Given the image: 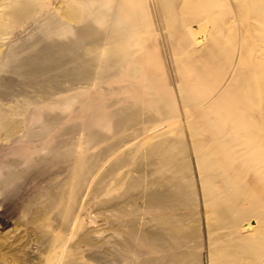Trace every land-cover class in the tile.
Instances as JSON below:
<instances>
[{
    "label": "rangeland",
    "instance_id": "1",
    "mask_svg": "<svg viewBox=\"0 0 264 264\" xmlns=\"http://www.w3.org/2000/svg\"><path fill=\"white\" fill-rule=\"evenodd\" d=\"M118 1L0 0V264H264V0Z\"/></svg>",
    "mask_w": 264,
    "mask_h": 264
},
{
    "label": "bare ground",
    "instance_id": "2",
    "mask_svg": "<svg viewBox=\"0 0 264 264\" xmlns=\"http://www.w3.org/2000/svg\"><path fill=\"white\" fill-rule=\"evenodd\" d=\"M117 2H119V1H118V0H114V2H113V6H112V9H114L113 7L117 4ZM120 2H121V1H120ZM122 2H124V1H122ZM122 2H121V3H122ZM118 4L120 5V3H118ZM126 5H127V4H126ZM127 7H129V6H127ZM116 9H117V8H116ZM114 10H115V9H114ZM116 12L118 13L119 10L116 11ZM116 12L111 13V15H109V18L111 19V18L114 17V19H115L116 17H118V16H120V15L122 16V12H123L122 10H121V13H118L117 16H116V15L114 16V14H115ZM127 13H128V12H127ZM123 14H124V13H123ZM106 15H107V14H106ZM106 15H105V16H106ZM126 15H127V14L125 13V15L123 16V18H125ZM105 16H104V17H105ZM110 16H111V17H110ZM118 18H119V17H118ZM119 19H121V17H120ZM112 20H113V19H112ZM112 20H111V21L109 20L110 22H112V24H113V22H116L115 20H113V21H112ZM109 21H108V22H109ZM118 21H119V20H118ZM106 22H107V21H106ZM106 22H105V23H106ZM103 23H104V21H103ZM105 23H104V24H105ZM117 23H118V22H117ZM126 23H127V22H126ZM104 24H103V25H104ZM107 24H108V23H107ZM114 24H115V23H114ZM119 24H120V22H119ZM121 24H122V23H121ZM121 24H120V25H121ZM105 25H106V24H105ZM105 25H104V26H105ZM110 25H111V23H110ZM120 25H118V26L120 27ZM122 25H123V24H122ZM122 25H121V26H122ZM111 26H112V25H111ZM123 26H125V22H124V25H123ZM123 26H122V27H123ZM115 27H116V25H115ZM122 27H121L120 29H122ZM126 27H127V26H126ZM81 28H82V27H81ZM89 28H90V27H89ZM101 28H102V27H101ZM106 28H107V27H105V29H106ZM116 28H118V27H116ZM127 28H128V27H127ZM78 29H79V28H78ZM108 29H109V28H108ZM125 29H126V28H125ZM79 30H80V29H79ZM79 30H78V31H79ZM114 30H115V28H114ZM111 31H113V30H111ZM88 32H89V30H88ZM109 32H110V30H109ZM113 32H114V31H113ZM113 32H112V33H113ZM124 32H125L126 34L128 33L127 30H124ZM69 33H70V32H69ZM79 33L81 34L82 31L79 32ZM87 34H88V33H87ZM105 34H106V31H105ZM107 34H108V31H107ZM107 34H106V35H107ZM109 34H110V33H109ZM123 35H124V33H123ZM80 36H81V35H80ZM114 36H117V35H114ZM124 36H125V35H124ZM74 37H75V36H74ZM109 37H110V36H109ZM109 37H108V38H109ZM125 37H127V35H126ZM88 38H89V35H88ZM88 38H87V39H88ZM123 38H124V37H123ZM75 39H77V38H75ZM66 41H67V39H66ZM84 41H85V39H84ZM87 41L89 42V40H87ZM67 42H68V41H67ZM71 42H72V41H71ZM60 43H61V42H60ZM52 50H53V49H52ZM39 51H40V53H41L43 50L40 48ZM73 56H74V55H73ZM99 57H100V56H99ZM74 58H75V57H74ZM74 58H72V59H74ZM72 59H71V60H72ZM71 60H70V61H71ZM38 61H39V60H38ZM38 61H37V62H38ZM72 61H73V60H72ZM100 61H101V60H100ZM44 62H45V68L48 69V67L50 66V65L48 66V64H49V63H52V62H51V59L48 57V55L45 56V60H44ZM39 65H40V64H39ZM80 65H81V63H80ZM45 68L42 70V72L45 71ZM93 68H94V67H93ZM52 69H53V68H52ZM80 71H81V70H80ZM37 72H41V71H40L39 69H37Z\"/></svg>",
    "mask_w": 264,
    "mask_h": 264
}]
</instances>
